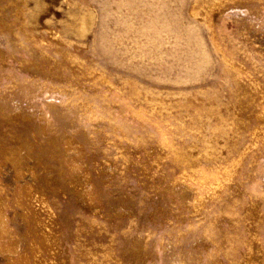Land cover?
Wrapping results in <instances>:
<instances>
[{"label":"rangeland","instance_id":"obj_1","mask_svg":"<svg viewBox=\"0 0 264 264\" xmlns=\"http://www.w3.org/2000/svg\"><path fill=\"white\" fill-rule=\"evenodd\" d=\"M0 264H264V0H0Z\"/></svg>","mask_w":264,"mask_h":264}]
</instances>
